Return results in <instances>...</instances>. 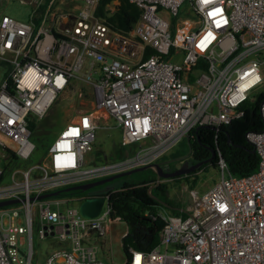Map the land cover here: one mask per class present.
I'll list each match as a JSON object with an SVG mask.
<instances>
[{
	"label": "built area",
	"instance_id": "built-area-1",
	"mask_svg": "<svg viewBox=\"0 0 264 264\" xmlns=\"http://www.w3.org/2000/svg\"><path fill=\"white\" fill-rule=\"evenodd\" d=\"M20 1L30 6L27 20L0 14V60L8 65L0 80V200H18L0 206V264H109L93 243L119 219L110 216L109 192L38 195L157 161L196 126L241 116L240 104L263 81L264 0H130L140 14L128 32L95 15L98 0ZM78 82L92 108L67 120L38 162L19 167L35 148L29 121ZM259 109L264 121V99ZM96 111L105 114L99 122ZM108 116L121 145L134 150L85 166ZM246 137L257 169L237 176L220 157L217 181L184 214L159 212L157 245L129 247L122 264H264V126ZM92 196L104 201L87 217L79 204ZM34 233L61 242L39 262Z\"/></svg>",
	"mask_w": 264,
	"mask_h": 264
},
{
	"label": "trees",
	"instance_id": "trees-1",
	"mask_svg": "<svg viewBox=\"0 0 264 264\" xmlns=\"http://www.w3.org/2000/svg\"><path fill=\"white\" fill-rule=\"evenodd\" d=\"M139 14L140 8L130 0H98L95 9V15L101 17L113 30L119 32H128L138 19ZM152 52L147 48L144 56H148ZM263 99L264 93L254 96L252 101L246 99L239 106L243 111L242 115L229 123L222 124L216 129L207 125H198L186 135L188 154H190L189 162L207 159L196 170L208 165L217 167L220 157L226 162L229 171L237 176L250 174L257 169L259 158L256 151L253 150V144L246 137V133L260 131L263 128L264 121L259 109ZM57 115L59 116L60 112ZM36 124V121H29L28 127L31 131L30 138L35 146L34 152H40L39 161L54 136L50 139V135L46 134L45 139L39 138V134L42 135V132H37ZM120 147L123 146L120 145ZM120 154L124 155L122 152ZM11 156L15 157L12 152ZM157 161L162 162L161 158H158ZM196 170H192L184 176L171 178L178 181L182 177L189 182L190 186H193L196 175L192 178L191 175ZM154 183L155 177L137 182L124 181L120 186L102 191L109 192L108 204L111 218L119 217L127 225V233L121 238L125 256L129 253V247L150 250L157 245L159 231L164 223L158 214L160 208L166 209L171 214H184L182 212L184 208L174 207L167 199V184L161 181L148 189ZM83 192L85 190L80 189L62 191L58 196L81 195ZM157 198L161 199L163 203L158 202Z\"/></svg>",
	"mask_w": 264,
	"mask_h": 264
},
{
	"label": "rangeland",
	"instance_id": "rangeland-1",
	"mask_svg": "<svg viewBox=\"0 0 264 264\" xmlns=\"http://www.w3.org/2000/svg\"><path fill=\"white\" fill-rule=\"evenodd\" d=\"M29 11V4L20 0H0V14L5 13L19 20H27ZM170 28L172 33V26ZM7 70V63L0 60V80L7 73ZM261 73L263 81L258 86L252 88L250 93L252 98L247 99L249 101H252L254 96L264 93V64L261 66ZM82 87L83 84L78 82L73 89H69L57 96L56 101L48 109L44 117L36 121L38 127L37 132H42V135L39 134V138L45 139L44 136L49 134L51 139L67 120L74 118L80 111L92 108L90 97L81 92ZM59 112L60 115L58 116L57 113ZM120 137L119 126L116 125L112 116H108L103 123H100V126L95 131V139L91 150L87 154L88 161L85 163V166H90L93 163L114 161L130 154L134 150V145L120 147ZM121 152L124 153L123 156H121ZM188 152L189 148L186 136H183L160 157L164 170L173 169L181 160L187 159L189 161L190 154ZM39 157V151L33 152L28 159L21 161L18 166L22 168L27 167L38 161ZM195 175L196 180L193 186H190L189 182L182 177L178 181L172 178H163L161 180L167 184V199L174 207L185 208L193 203L196 196L199 197L217 181L219 174L217 167L208 165L197 169L191 175V178ZM155 176L156 170L154 168H144L87 189L81 195L95 190L96 192H102L110 187L120 186L124 181L137 182L139 180H148ZM166 211L163 208L159 210L161 213ZM107 228L108 231L104 235L97 236L98 238L93 240V243L96 244V256L109 264H122L126 256L121 246V234L127 231V225L123 220L116 218L108 224ZM96 235L97 233H94V236ZM60 244L61 242L55 237L42 239L38 238L34 233L32 245L36 254L35 260L38 262L43 260L51 249L58 247Z\"/></svg>",
	"mask_w": 264,
	"mask_h": 264
},
{
	"label": "water",
	"instance_id": "water-1",
	"mask_svg": "<svg viewBox=\"0 0 264 264\" xmlns=\"http://www.w3.org/2000/svg\"><path fill=\"white\" fill-rule=\"evenodd\" d=\"M209 127L212 129L217 128L215 126H209ZM253 150H255V149H253ZM204 161H207V159L203 160V161H195V162L189 164L188 160L184 159V161L180 164V166L174 168L173 170H168V171L164 170L161 163H159L158 161H154V162L139 165V166H136L134 168H130L128 170H124V171H121V172H118V173H115V174H112L109 176H105V177H102L99 179H95V180H91V181H87V182H82V183H78V184H73V185L65 186L63 188L44 192V193L38 195V198H44V197L58 195L62 191H69V190H76V189L87 190V189L92 188L94 186H97V185L103 184L105 182L111 181L115 178H118V177H121L124 175H128L130 173L142 170L144 168L152 167L156 170V176H155V183L150 185L148 188V189H150L152 186L157 185L159 182H161V180L163 178H171V177L179 176L181 174H187L188 172L198 168ZM157 200H158V202L163 203V201L161 199L157 198ZM16 201H18L16 198L0 200V206L6 205L9 203H13ZM103 201H104L103 196L87 197L80 202L79 211L84 216L93 217L99 213V211L102 207ZM124 235H126V234H124Z\"/></svg>",
	"mask_w": 264,
	"mask_h": 264
},
{
	"label": "snow or ice",
	"instance_id": "snow-or-ice-1",
	"mask_svg": "<svg viewBox=\"0 0 264 264\" xmlns=\"http://www.w3.org/2000/svg\"><path fill=\"white\" fill-rule=\"evenodd\" d=\"M205 3H208L209 0H204ZM219 11V9H217V12ZM211 15H214V13H212ZM209 36H211V33H209ZM203 46V42L202 45ZM85 124H87V121H85ZM77 133L76 129H72L69 133H66L65 135H75ZM66 145H61V147H65Z\"/></svg>",
	"mask_w": 264,
	"mask_h": 264
},
{
	"label": "bare ground",
	"instance_id": "bare-ground-1",
	"mask_svg": "<svg viewBox=\"0 0 264 264\" xmlns=\"http://www.w3.org/2000/svg\"><path fill=\"white\" fill-rule=\"evenodd\" d=\"M81 1L84 2L87 0H81ZM93 115L96 117V121H98V122L101 121V119L105 117L104 113H100L98 111L94 112ZM99 118H100V120H99Z\"/></svg>",
	"mask_w": 264,
	"mask_h": 264
},
{
	"label": "flooded vegetation",
	"instance_id": "flooded-vegetation-1",
	"mask_svg": "<svg viewBox=\"0 0 264 264\" xmlns=\"http://www.w3.org/2000/svg\"><path fill=\"white\" fill-rule=\"evenodd\" d=\"M186 160H187V159H186ZM183 161H184V160H181V161H179V164H178L177 166L175 165V167H174V168H176V167L180 166V164H181ZM188 163H189V164H191V163H193V162H189V161H188ZM174 168H173V169H174ZM173 169H167V170L165 169V170H166V171H168V170H173ZM194 170H195V169H194ZM190 172H191V171H190ZM190 172H188V173H190ZM188 173H187V174H188ZM181 175H182V176H184V175H186V174H181ZM181 175H179V176H181ZM177 177H178V176H177ZM91 194H93V192H92V191H90V192H87V193H86V194H84V195H91Z\"/></svg>",
	"mask_w": 264,
	"mask_h": 264
},
{
	"label": "crops",
	"instance_id": "crops-1",
	"mask_svg": "<svg viewBox=\"0 0 264 264\" xmlns=\"http://www.w3.org/2000/svg\"><path fill=\"white\" fill-rule=\"evenodd\" d=\"M162 213H163V212H162ZM163 214H170V212H167V211H166V212H164Z\"/></svg>",
	"mask_w": 264,
	"mask_h": 264
}]
</instances>
